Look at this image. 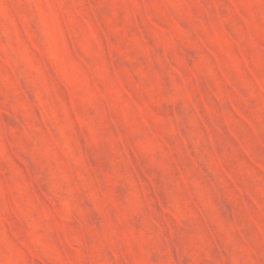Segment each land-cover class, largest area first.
<instances>
[{
  "label": "rangeland",
  "instance_id": "rangeland-1",
  "mask_svg": "<svg viewBox=\"0 0 264 264\" xmlns=\"http://www.w3.org/2000/svg\"><path fill=\"white\" fill-rule=\"evenodd\" d=\"M0 264H264V0H0Z\"/></svg>",
  "mask_w": 264,
  "mask_h": 264
}]
</instances>
